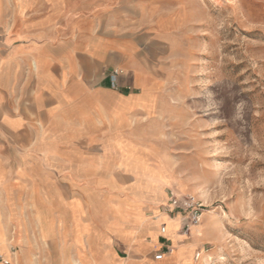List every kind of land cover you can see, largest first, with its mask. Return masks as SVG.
Here are the masks:
<instances>
[{"label": "crops", "instance_id": "0c3cea01", "mask_svg": "<svg viewBox=\"0 0 264 264\" xmlns=\"http://www.w3.org/2000/svg\"><path fill=\"white\" fill-rule=\"evenodd\" d=\"M176 21L156 0H0V264H195L147 169Z\"/></svg>", "mask_w": 264, "mask_h": 264}, {"label": "rangeland", "instance_id": "374dc122", "mask_svg": "<svg viewBox=\"0 0 264 264\" xmlns=\"http://www.w3.org/2000/svg\"><path fill=\"white\" fill-rule=\"evenodd\" d=\"M156 2L176 17V51L147 169L204 206L211 228L185 261L264 264V0Z\"/></svg>", "mask_w": 264, "mask_h": 264}, {"label": "built area", "instance_id": "2783aa9c", "mask_svg": "<svg viewBox=\"0 0 264 264\" xmlns=\"http://www.w3.org/2000/svg\"><path fill=\"white\" fill-rule=\"evenodd\" d=\"M117 72L112 75V82L114 84V78ZM162 210L169 213L172 216H178L180 219V230L185 236L191 233L192 228L197 226L202 219L204 206L196 197L192 194H171L168 202L162 207ZM160 231L164 232L165 227L161 226ZM170 251L168 246L164 250H160L154 255L156 260L163 257L164 252ZM200 252L195 254V259H198ZM7 263V261H4Z\"/></svg>", "mask_w": 264, "mask_h": 264}, {"label": "bare ground", "instance_id": "6f19581e", "mask_svg": "<svg viewBox=\"0 0 264 264\" xmlns=\"http://www.w3.org/2000/svg\"><path fill=\"white\" fill-rule=\"evenodd\" d=\"M200 189H201V188H200ZM205 212H210V211H205ZM201 220H202V219H201ZM200 223H201V222H200ZM209 226H210V227H209ZM164 227H165V225H164ZM195 227L197 228L196 231H197L198 235H199V236H202V234L204 233V232H203L204 227H205V228H207V227L211 228V225L208 224V223H205V224H202V225H199V224H198V225L195 226ZM195 227H194V228H195ZM194 228H192V229H194ZM194 258H195V257H194ZM202 258H203L202 260L204 261L203 264H206V263H205L206 256L204 255V257H202ZM196 260H198V259H196ZM199 260H200V259H199ZM195 264H200V263L197 262V263H195Z\"/></svg>", "mask_w": 264, "mask_h": 264}]
</instances>
